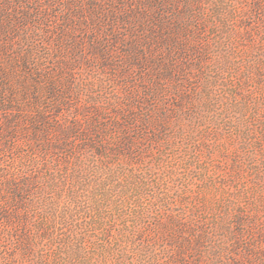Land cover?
<instances>
[{"label": "rangeland", "instance_id": "rangeland-1", "mask_svg": "<svg viewBox=\"0 0 264 264\" xmlns=\"http://www.w3.org/2000/svg\"><path fill=\"white\" fill-rule=\"evenodd\" d=\"M0 95V264H264V0H0Z\"/></svg>", "mask_w": 264, "mask_h": 264}, {"label": "trees", "instance_id": "trees-1", "mask_svg": "<svg viewBox=\"0 0 264 264\" xmlns=\"http://www.w3.org/2000/svg\"><path fill=\"white\" fill-rule=\"evenodd\" d=\"M5 99H3L2 98V95H0V108L2 107V106H4V101ZM1 177H3V175H1V172H0V178ZM4 182L6 183V184H10L11 183V181H10V179H6V178H4ZM23 181H22V183H21V186L22 187H24L25 189L27 188V186H28V184H30V181L28 180V179H22ZM7 182H10V183H7ZM10 186L11 187H9V188H12V186L14 187L15 185H13V184H10ZM12 190H13V192H14V194H18L19 192V190L18 189H16L15 187L14 188H12Z\"/></svg>", "mask_w": 264, "mask_h": 264}]
</instances>
